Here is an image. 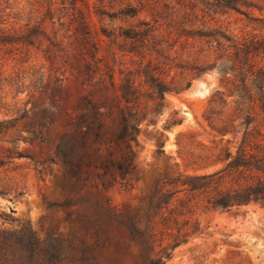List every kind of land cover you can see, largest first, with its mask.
<instances>
[{
  "label": "trees",
  "instance_id": "obj_1",
  "mask_svg": "<svg viewBox=\"0 0 264 264\" xmlns=\"http://www.w3.org/2000/svg\"><path fill=\"white\" fill-rule=\"evenodd\" d=\"M69 9L66 22L47 13L46 59L59 75L36 78L25 103L30 106L20 118L28 120L24 140L39 149L37 161L62 167L58 183L64 199L53 205L67 210L63 221L70 228L58 234L56 225L41 241L34 234L17 238L7 233L0 241V264H165L178 246L199 233V207H264V109L255 108L256 97L264 96V79L225 81L226 95L241 114L234 120L241 121L230 130L208 124L219 138L203 146L216 153L218 168L192 175L171 170L135 204L113 205L109 189L126 186L137 170L140 126L150 107L158 109L170 90L158 60L168 54L166 40L156 20H141L117 34L93 25L88 0H70ZM137 12L132 8L130 15ZM16 31L0 27V47L8 59L25 63L38 32ZM118 36L130 40L136 57L123 79L115 78ZM105 38L109 59L99 55ZM232 46L239 56L241 47ZM244 64L247 77L257 78L261 70L255 63L246 59ZM244 64L238 67L240 74Z\"/></svg>",
  "mask_w": 264,
  "mask_h": 264
},
{
  "label": "rangeland",
  "instance_id": "obj_2",
  "mask_svg": "<svg viewBox=\"0 0 264 264\" xmlns=\"http://www.w3.org/2000/svg\"><path fill=\"white\" fill-rule=\"evenodd\" d=\"M88 2L93 25L107 32L119 34L141 20H156L168 53L158 60L170 90L158 109L150 107L140 126L137 170L126 186L109 189L113 205L135 204L171 170L192 175L218 168L220 164L213 162L216 153L203 146L219 138L208 124L230 130L241 121L234 120L241 114L226 95V80L264 79V0ZM69 6L70 0H0V27L13 26L21 35L38 32L25 63L8 59L0 47V241L7 233L17 238L34 234L41 241L56 225L58 234L70 228V222L63 221L67 210L53 205L64 199L58 183L62 167H44L37 161L39 149L24 140L29 136L28 120L20 118L30 106L25 103L36 88V78L59 75L46 59L47 13L66 22ZM132 8L138 9L134 16ZM108 42L105 38L99 53L106 59L110 58ZM232 45L241 47L239 56ZM114 47L115 78L123 79L124 69L136 58L133 46L118 36ZM246 59L261 70L257 78L247 77ZM243 64L240 74L238 67ZM256 99L255 108L264 109V96ZM195 218L199 233L178 246L165 264H264V207L254 203L228 210L199 207Z\"/></svg>",
  "mask_w": 264,
  "mask_h": 264
}]
</instances>
